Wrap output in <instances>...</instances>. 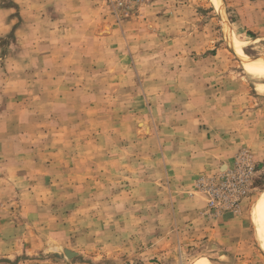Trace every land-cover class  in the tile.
I'll use <instances>...</instances> for the list:
<instances>
[{
	"label": "rangeland",
	"instance_id": "374dc122",
	"mask_svg": "<svg viewBox=\"0 0 264 264\" xmlns=\"http://www.w3.org/2000/svg\"><path fill=\"white\" fill-rule=\"evenodd\" d=\"M240 51L264 63V0H143L130 12L112 0H0V231L17 237L15 263L264 264L254 215L264 149L248 132L264 130V92ZM205 130L234 154L198 175L193 195L210 218L243 221L230 250L184 249L167 189L152 206L151 182L162 190L167 175L145 139L187 144ZM244 151L252 190L216 213L198 183ZM27 231L41 241L33 255L22 252Z\"/></svg>",
	"mask_w": 264,
	"mask_h": 264
},
{
	"label": "crops",
	"instance_id": "0c3cea01",
	"mask_svg": "<svg viewBox=\"0 0 264 264\" xmlns=\"http://www.w3.org/2000/svg\"><path fill=\"white\" fill-rule=\"evenodd\" d=\"M189 117V120H199L196 113ZM199 126L201 125H198L197 128ZM256 126L257 124L249 125L248 132L253 133L252 142L254 145L252 147L259 155V150L264 149L259 144L264 138V130L261 133ZM210 132L211 130H205L204 134L195 135L187 144L174 142L172 136L163 137L160 135L157 139H145L147 142L151 140L153 147L154 144L157 145V149L146 153V155L151 154L155 174L158 175L160 171H163L167 175V184L164 183L162 190L159 179L157 181L153 179L151 182L152 206L158 212L160 211L161 191L167 189L168 220L173 223V237L184 244V249L192 244L210 243L214 247H219V244H222L223 247L230 250L235 245H239L236 240L239 241L242 236L241 229L244 228L243 221L229 212L221 213L215 219L210 218L207 216L204 203L193 195L192 189L197 176L203 172H214L215 167L222 168L225 166L226 160L234 154V149L228 147L227 144L230 140L223 142L224 140L217 141L215 136L209 138L208 133ZM165 143L168 146H165ZM24 235L27 243L22 247V252L31 255L37 253L35 250L38 248V243H41V241L38 243L36 241L39 236L32 231H27ZM16 238H9V234L0 231V264H21L15 263L19 255ZM23 261L24 264H32L30 260Z\"/></svg>",
	"mask_w": 264,
	"mask_h": 264
},
{
	"label": "built area",
	"instance_id": "2783aa9c",
	"mask_svg": "<svg viewBox=\"0 0 264 264\" xmlns=\"http://www.w3.org/2000/svg\"><path fill=\"white\" fill-rule=\"evenodd\" d=\"M143 0H112L115 9L130 12ZM234 167L217 177L201 179L198 186L207 195L208 208L218 213L236 211L239 203L251 190L250 177L254 166L246 159L249 154L244 151L238 154Z\"/></svg>",
	"mask_w": 264,
	"mask_h": 264
},
{
	"label": "bare ground",
	"instance_id": "6f19581e",
	"mask_svg": "<svg viewBox=\"0 0 264 264\" xmlns=\"http://www.w3.org/2000/svg\"><path fill=\"white\" fill-rule=\"evenodd\" d=\"M227 34H228V31H227ZM239 55H240V58L242 59V64H243V67L246 73L250 75L253 78V80L256 81L255 87L258 88L261 92H264V63L261 64V63L256 62L255 60L245 55L244 52L242 51H240ZM254 213H255L254 214L255 222L257 223L256 225L257 237L260 239L261 243L264 246V192L260 194L259 198L257 199L254 205Z\"/></svg>",
	"mask_w": 264,
	"mask_h": 264
},
{
	"label": "water",
	"instance_id": "95a60500",
	"mask_svg": "<svg viewBox=\"0 0 264 264\" xmlns=\"http://www.w3.org/2000/svg\"><path fill=\"white\" fill-rule=\"evenodd\" d=\"M66 255H67L68 257H71V256H73L74 254H73V253L66 252Z\"/></svg>",
	"mask_w": 264,
	"mask_h": 264
}]
</instances>
